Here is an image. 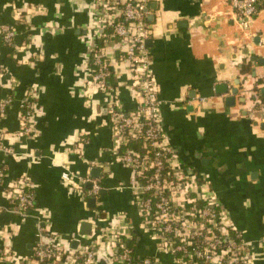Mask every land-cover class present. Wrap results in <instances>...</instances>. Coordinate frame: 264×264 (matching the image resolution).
Here are the masks:
<instances>
[{
    "label": "crops",
    "instance_id": "crops-1",
    "mask_svg": "<svg viewBox=\"0 0 264 264\" xmlns=\"http://www.w3.org/2000/svg\"><path fill=\"white\" fill-rule=\"evenodd\" d=\"M91 5L92 0H0V27L16 31L12 44L0 40V99H15L0 118V142L13 150L0 151V264H8L1 257L4 245L19 256L31 255L38 225L70 249L72 240L87 235L83 223L100 217L97 223L106 226L117 214L130 223L138 256L157 255L174 264L138 228L132 171L112 153L105 111L112 96L100 92L87 101L83 94L95 41ZM148 11L146 45L160 87L163 131L180 161L209 181L251 244L253 264H264V116L243 93L264 78V5L247 30L227 0H149ZM110 83L122 107L134 109L121 68ZM27 88L36 93L31 136L16 134L17 102ZM83 134L89 142L76 153L73 145ZM64 169L99 178L103 192L93 206L84 193L89 187L80 190L63 180ZM22 174L31 179L34 206L19 216L5 189ZM98 254L100 264H110L107 248Z\"/></svg>",
    "mask_w": 264,
    "mask_h": 264
},
{
    "label": "built area",
    "instance_id": "built-area-1",
    "mask_svg": "<svg viewBox=\"0 0 264 264\" xmlns=\"http://www.w3.org/2000/svg\"><path fill=\"white\" fill-rule=\"evenodd\" d=\"M227 2L241 27L250 29L261 9L258 0ZM148 4L149 0H92L91 31L95 41L88 56L89 73L83 94L87 101L100 92L112 96L105 107L112 153L132 171L130 191L139 217L138 228L154 242L156 252L169 255L174 264H253L251 244L231 220L209 181L180 161L163 131L160 87L146 45L150 32L146 20ZM15 36L13 26L0 27L4 43L12 44ZM117 68L128 77L136 99L134 109L122 107L110 83ZM3 72L0 67V78ZM253 88H245L243 93L250 98V108L264 116V102L258 98L257 90L264 88V78ZM35 94L34 89H24L17 102L20 123L17 135L35 134L31 122ZM14 101L13 94L0 99V118ZM204 101L205 98H199V102ZM130 141H136L139 148L127 146ZM88 142L83 134L72 150L81 153ZM0 151L13 152L3 142ZM61 178L80 190L89 184L85 196L98 198L99 178L88 174L77 176L67 169L62 171ZM2 180L0 169V184ZM5 195L14 203L19 216L27 215L34 206V192L27 174L10 181ZM99 218L90 222L89 233L83 235L86 238L80 237V241L78 238L74 248L69 249L59 237L38 225L30 256H19L4 245L1 257L8 264H100L98 251L107 248L110 264H164L157 255L141 257L133 251L128 243L131 226L123 214L114 216L106 226L97 223ZM260 242L264 248V234Z\"/></svg>",
    "mask_w": 264,
    "mask_h": 264
},
{
    "label": "trees",
    "instance_id": "trees-1",
    "mask_svg": "<svg viewBox=\"0 0 264 264\" xmlns=\"http://www.w3.org/2000/svg\"><path fill=\"white\" fill-rule=\"evenodd\" d=\"M258 3H259V7H262L263 5H264V0H258ZM0 40H2L1 38H0ZM248 64H243L242 66H241V71H246L247 70V68H248V66H247ZM258 90V92H259V97L258 98H260V100H261V102H264V93H262V88L261 89H257ZM127 146H129V147H132V148H134V149H138L139 148V144L136 142V141H130L128 144H127ZM1 170H2V168H0ZM2 172H3V170H2ZM4 173V172H3ZM3 177H4V174H3ZM4 179V178H3ZM132 240L133 239H131V240H129V244H130V246L132 247V249H133V251H134V246H133V242H132Z\"/></svg>",
    "mask_w": 264,
    "mask_h": 264
},
{
    "label": "water",
    "instance_id": "water-1",
    "mask_svg": "<svg viewBox=\"0 0 264 264\" xmlns=\"http://www.w3.org/2000/svg\"><path fill=\"white\" fill-rule=\"evenodd\" d=\"M149 33H150V32H149ZM148 42H149V40L147 39V40H146V43H148ZM259 62H260V64H263V63H264V60H263V59H260ZM236 82H238V80H236ZM218 88H223V86H220V87H218ZM232 92H233V93H236V89H234ZM87 186L89 187V184H87ZM100 192H103V190L100 191ZM87 203H88V205L93 206V205L95 204V201H94L93 198H89V199L87 200ZM81 229H82V232L88 234V233H89V230H90V223H83L82 226H81ZM76 244H77V241H76V240H72V242H71V247L74 248V247L76 246Z\"/></svg>",
    "mask_w": 264,
    "mask_h": 264
}]
</instances>
